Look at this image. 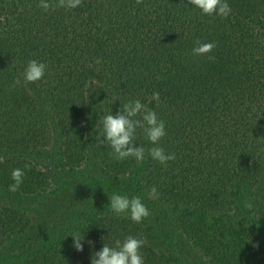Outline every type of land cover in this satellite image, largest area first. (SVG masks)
<instances>
[{"label":"trees","instance_id":"1","mask_svg":"<svg viewBox=\"0 0 264 264\" xmlns=\"http://www.w3.org/2000/svg\"><path fill=\"white\" fill-rule=\"evenodd\" d=\"M227 2L221 18L189 0H82L48 12L39 0H0V264H91L128 235L145 241V264H187L170 247L178 232L203 264H263L264 0ZM198 39L216 47L195 56ZM32 59L47 70L25 83ZM135 99L165 122L159 146L175 153L166 165L118 161L96 142L104 116ZM135 143L153 147L142 130ZM14 168L25 175L11 192ZM241 191L250 218L232 213ZM114 193L139 196L150 215H115Z\"/></svg>","mask_w":264,"mask_h":264},{"label":"clouds","instance_id":"2","mask_svg":"<svg viewBox=\"0 0 264 264\" xmlns=\"http://www.w3.org/2000/svg\"><path fill=\"white\" fill-rule=\"evenodd\" d=\"M141 3L143 0H136L137 5ZM189 3L208 16L227 18L232 12L227 0H189ZM81 5L82 0H39L38 7L48 12L59 8L75 9ZM195 44L196 46L192 49L195 56H205L216 47L215 42H201L199 39ZM46 70V63L36 59L29 60L22 73L23 80L25 83L40 81L44 78ZM153 98L159 101V93L154 92ZM102 126L103 132L101 135H96V142L101 145L107 144L112 149L109 154L118 161L134 158L138 164H142L146 156H150L152 160L166 165L168 161L175 159V153H167L163 147L159 146L166 135L165 122L139 99L129 100L115 114L111 112L105 115ZM138 130L143 131L153 147L146 149L143 145L138 146L135 143ZM24 175L25 172L21 168L12 170L13 183L9 185V191H18L23 183ZM149 197L159 198L156 187L150 189ZM109 198V206L117 216L127 214L133 222L139 223L150 215L148 207L139 196L129 197L114 193ZM247 207L251 208L252 205L248 204ZM72 236L74 237L73 247L77 251H83L84 237L79 234ZM144 245L143 239L133 235H128L123 241L116 239L112 246L104 244L101 250L95 252L91 258V264H145L142 254Z\"/></svg>","mask_w":264,"mask_h":264},{"label":"rangeland","instance_id":"3","mask_svg":"<svg viewBox=\"0 0 264 264\" xmlns=\"http://www.w3.org/2000/svg\"><path fill=\"white\" fill-rule=\"evenodd\" d=\"M95 94V93H93ZM91 108L94 104H96L95 100V96H93V98H91ZM241 196H240V202H238L235 206L234 211H232V213L235 215V217H240V218H250L249 214L251 212L250 208L247 207V205L249 204V196L247 194V192L245 191H241ZM159 204H157L155 201H151V207L156 211V214L158 216H161L165 214V212H163V208L158 206ZM161 227L164 228V230L166 228L169 227V223L164 219V220H157V224L161 223ZM259 228H261L259 226ZM168 232V231H166ZM175 232V231H174ZM169 234V233H167ZM174 237L172 239H170L173 243V247L170 245L171 248H173L174 250H178L182 256L186 259V263L187 264H203V258H201V255L199 254V252H197V250L191 246V244L189 243L188 238L184 237L181 233H174ZM154 236V235H153ZM159 237V233H157L156 238ZM264 239V237H262ZM262 263L264 264V242L262 243Z\"/></svg>","mask_w":264,"mask_h":264}]
</instances>
